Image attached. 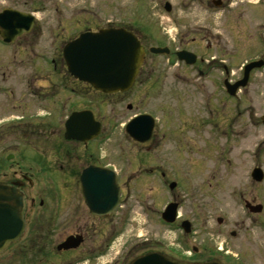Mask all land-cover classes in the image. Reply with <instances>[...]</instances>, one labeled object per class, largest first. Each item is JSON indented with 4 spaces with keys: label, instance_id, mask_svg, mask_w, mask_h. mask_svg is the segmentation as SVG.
Segmentation results:
<instances>
[{
    "label": "flooded vegetation",
    "instance_id": "1",
    "mask_svg": "<svg viewBox=\"0 0 264 264\" xmlns=\"http://www.w3.org/2000/svg\"><path fill=\"white\" fill-rule=\"evenodd\" d=\"M71 1L73 0H60V5H58H62V10L68 11L70 16L79 11L89 15L96 23V27L93 29L85 27L82 31L73 30L71 34L60 36L63 38L61 39L63 45L76 38L81 32L95 31L101 25L97 22L101 19L92 9L91 3L86 4L85 0H74L76 2L70 3ZM113 1L115 2V0L111 1L112 4ZM148 1L150 2V0ZM148 1L139 0L141 5L138 4V6L141 10L142 5L145 8V11H139L140 17H143L144 14L143 18L146 20L147 17H151L148 21L153 29L149 33L143 32L132 24L134 19L140 17H127L128 21L125 18L101 21L104 27H121L131 32L144 50L142 64L132 86L125 92H116L107 96L120 95L124 100L130 99L131 101L125 103L129 111L134 107V103L139 101L140 97L142 98V95L151 94L157 102V109L155 108L152 115V129L147 141H135L127 130L124 131L126 143H132L138 149L139 154H144V152L147 154L152 148H158V159L154 162H148V158L136 162L142 173L154 175L158 182L164 178V184L168 187L173 180L167 181L166 170L171 168L176 159L172 157V154L180 152L178 149L181 144H184L185 148L189 147L185 138L192 131L201 138L206 160L216 162L212 172L205 173L206 179L210 181L216 178V181L220 182L223 174L219 172L220 165L218 163L233 158L235 148L247 151V154L252 145L256 146L255 135L251 133L252 128H250L257 122L256 106L252 98L243 96L244 91L249 88L252 75L256 70H250L246 84L239 86L244 77L246 63L260 58L264 64V54L257 57L251 49L253 44L251 39H253V35L256 36V33L254 32L252 35L249 30H251L252 22L255 21L256 2H252L253 0H155L157 12L153 13ZM171 25L178 27V29H174V35L170 33ZM220 25L230 28L232 37L236 36L234 40L239 55L249 54L248 59L233 66L221 57L227 54L223 53V34L219 29ZM58 26H61V21ZM215 26L217 29H214ZM35 29L34 23L28 33H22L10 43L15 48L13 58L22 48L18 44V39L23 37L27 41L29 39H32L31 42L34 41L40 33V28L37 29V32ZM57 29L60 30L59 27ZM192 30L194 35L189 36L183 42L188 32L191 33ZM147 39L148 42L152 41L154 44L147 45L144 41ZM245 41L248 44H245ZM184 44L185 46H183ZM192 45H200V48H188ZM62 47L58 57L59 61L56 63L55 60H52L51 68L55 71L58 67L66 71V66L61 58ZM151 47L165 48V50L162 53H153L150 51ZM183 50L194 54V58H191L192 63L178 60V52ZM29 51L32 53L31 48ZM73 82L69 89L64 87V91L70 96L76 95L80 99L79 94H76L78 90L75 84L81 82L77 80H73ZM176 84L190 86L200 96L197 99V104H194V114L189 113L191 109L185 114L178 113V109L180 112L182 109L181 106L177 108L176 94L172 91ZM89 88L93 90L91 87ZM227 88L231 91L233 89L232 93H229ZM141 90H143L142 93ZM145 90L147 94L143 93ZM26 91L32 97V89L27 86ZM82 109L91 110L95 119L101 124L98 136L87 143L65 138V118L72 112ZM68 110L64 119L59 121L60 129H55L56 124L53 122V117L47 118V120L37 119L39 122L34 123L32 115H30L29 124L35 127L32 132L38 133L35 134L37 138L43 137V142L47 145L43 146L35 160V163L39 165L35 170L42 176L33 178L34 174L29 171H19L18 175H15L16 171H13V176L6 179L8 183L18 182L21 185L20 189L24 192L26 226L20 239L5 251L11 249V259H16L14 255H20V261L22 263L25 261V264H97L102 257L106 258L110 255L114 239L118 234L124 236L131 229L136 230L133 226L129 228L131 214L134 210L129 203H126L128 198L134 194L131 193L128 184L119 183V174L120 204L114 212L96 215L91 213L85 205L80 187L82 171L89 166L100 168L110 166L95 158L96 150L100 149L98 146L93 148L88 146V144L97 141L102 133V122L94 110L89 105L74 108L72 104ZM140 113L142 112H135L125 120V123ZM263 114L258 118L261 125L264 126L261 120ZM241 117L244 119L241 120ZM17 119H21V115ZM8 120L15 119H6V121ZM172 138L177 140L175 150L166 145ZM226 141L228 142L227 147H225ZM35 150H39L38 147ZM161 153L163 157H161ZM225 153L230 154L231 157L225 158ZM256 166L259 165L254 163L249 170L243 169L244 185L246 186L237 189V195L243 205L242 216L238 215L240 213L238 211H229L230 215L228 216L212 217L209 214L198 216L199 212L192 209L188 211V214H182L179 212L180 196L177 193L168 194L169 200L166 202L174 201L177 204L176 218L169 224L172 228V242L168 246L170 247L169 255L183 264H198L214 259H217L221 264H264V205L255 202V186L258 182L249 176L250 170ZM206 169L209 170L207 167ZM39 185L44 188L54 186L58 188V193L48 191L49 193L46 194L41 188H36L37 194L35 195H29L25 191L26 186ZM175 186L176 184L173 188H169V192H172ZM155 188L159 187H149L148 191L152 193L147 191L145 194V198L151 199L152 202H154V194H156ZM143 189L140 191V199L143 198ZM140 199L138 200L140 208H150L147 206L152 204V209L156 212V222L159 223L161 221L160 209H155L154 203L150 202L141 205ZM258 204L261 206V210L253 211L251 208ZM144 223L150 225V219L143 220ZM146 235L148 236L130 243L124 253V258L121 259L123 260L121 264L148 251H166V246H161V241L154 232ZM76 240L79 241L78 245L73 246ZM11 259L9 258V260ZM118 261L120 260L116 259L114 264H117ZM112 262L110 260L109 264Z\"/></svg>",
    "mask_w": 264,
    "mask_h": 264
},
{
    "label": "rangeland",
    "instance_id": "2",
    "mask_svg": "<svg viewBox=\"0 0 264 264\" xmlns=\"http://www.w3.org/2000/svg\"><path fill=\"white\" fill-rule=\"evenodd\" d=\"M111 1L85 0L86 4H92V9L96 11L101 19L97 21L101 23L98 27L104 26L102 22L107 19L125 18L128 21L127 17H140L139 11H145L143 5L142 10L139 8V0H115L113 4ZM74 2L76 1L73 0L70 3ZM70 3L69 5H71ZM58 4L60 5V0H0V10L4 6H9L25 12H32L36 18V32L40 28V33L34 41L31 42L32 39L27 41L23 37L18 39V44L22 48H20L15 58L12 57L15 48L0 40V121L3 119H15L0 123V180L11 178L13 171H16L15 175H18L19 171H29L34 174L33 178L42 176L35 170L39 167L35 160L43 146L47 145L43 142V137L37 138L36 135L38 133L32 132L35 127L29 124L30 115H32L34 123L39 122L37 119L47 120V118L53 117V122L56 124L54 126L55 129H60L61 123L59 121L68 114L70 104L74 108L89 105L102 122V133L97 141L88 144V146L91 148L98 146L100 149L96 150L95 158L118 172L119 183L129 185L128 188L134 194L126 201L134 210L131 214L129 228L131 226L136 228V230L131 229L134 231L130 230L127 235L118 234L114 239L110 255L106 258L102 257L97 264H109L110 260L114 264L116 259L120 260L117 264H121L123 262L121 259L124 258V253L130 243L148 236L146 234L150 232H154L158 236L161 246H166V252L170 251L168 246L172 242V228L163 221L156 222V212L152 209V204L147 206L150 208H140L138 200L140 199V191L143 188V198L140 199L141 205L149 202L154 203L155 209H160V211L163 210L167 203L166 201L169 200L168 194L177 193L181 199L179 212L182 214H188V211L192 209L199 212L198 216L202 214H209L212 217L228 216L230 215L229 211H238L240 212L238 215L242 216L243 205L237 195V189L246 186L244 185L243 169L247 168L249 170L256 163L261 167L264 175V126L261 125L258 118L264 113V68L253 73L250 86L243 93L245 98H252L256 106L257 122L255 125L250 126L252 128L251 133L255 135L256 146L252 145L247 154V151L235 148L233 158L230 154L225 153V158L231 157V159L228 161L225 159L218 163L220 165L219 172L223 174L221 176L222 180L217 182L215 178L208 181L205 173L207 171L212 172L216 162L214 160H206L205 148L200 136H196L194 132L190 131L185 141L189 146L188 148H191H185L184 144H181L178 150L182 153L172 154V157L176 158L175 162L170 169L166 170L167 177L165 176V178L167 181L173 180L176 182L173 191L169 192L167 185L164 184V178L158 182L154 175L142 173L140 166L137 167L136 165V162L143 161L145 158H148V162H154L158 159V148L155 147L153 149L151 147L152 150L147 152V154H145L146 152L139 154L138 149L132 143H126L122 127L125 120L135 112H148L153 115L157 109V102L151 94L142 95V98L140 97L139 101L137 100L134 103V107L129 111L125 103L131 101L130 99L124 100L120 95L105 96L91 90L82 83L78 84L77 82L75 84L78 90L76 94H79L80 99L78 96H70L64 91V87L69 89L71 84L74 83L73 79L63 69L58 67L56 71H53L50 66L51 58L56 59V63L59 61L58 56L63 45L61 41L63 38H60V36L71 34L73 30L82 31L85 27L93 29L96 27V23L82 11L70 16L68 15L69 12L67 10L68 13L64 12L62 5L59 6ZM149 5L151 12H157L155 0H150ZM256 8L255 21L252 22L251 30L249 31L252 32V35L254 32L256 33L257 37L253 35V39H251V42L253 41L251 49L254 55L259 56L260 53H264V41L258 38L260 33H262L264 39V2L260 6L256 5ZM144 15L143 17H145ZM152 16L154 17V15ZM143 17L134 19L132 24L143 32L149 33L153 29L148 21L151 17H147V20ZM60 21L61 26H58ZM176 28L178 29L177 26L171 25V35H174ZM215 28L217 29L216 26ZM219 29L223 34V53L227 54L221 57L233 66L248 59L249 54L239 55L237 44L234 40L236 36L232 37L230 28L220 25ZM193 32V30L191 33L188 32L183 42L189 36L194 35ZM144 41L147 45L154 44L152 41L148 42V39ZM30 43L32 44L29 46ZM244 43L248 44L247 41ZM19 45L17 47H20ZM23 47L28 50H23ZM189 47L199 49L200 45ZM30 48L32 53L29 51ZM231 54L234 56H229ZM232 69H235V67H232ZM177 81L179 82L178 79ZM27 86L32 89V97L27 94ZM53 91L55 92L54 94L51 93ZM172 91L176 94L177 108L181 106L182 109L181 112L178 109V113L185 114L191 109L189 113L194 114V104H197V99L200 98L195 89L187 85L176 84L175 89ZM143 93L147 94V91L145 90ZM20 115L21 119L16 120ZM243 119L241 117V120ZM172 139L166 145L173 147V150H175L177 148V140ZM227 146L228 142L226 141L225 147ZM36 147L39 150H35ZM80 154L82 155V152ZM11 157H13L12 163L11 160L8 162ZM161 157H163L162 153ZM152 186L159 187L155 188L154 202L145 198L148 188ZM36 188L44 189L43 192L46 194L50 191L55 194L58 193V188L54 186L52 188L50 186L44 188L41 185L26 186L25 191L29 195H35L37 194L35 192ZM255 188V202L263 203L264 205V177L261 182L256 183ZM148 218L150 219V225L143 224V220H148ZM11 252L12 250L10 249L0 255V264H25V261L23 263L20 261V255H14L16 259H11Z\"/></svg>",
    "mask_w": 264,
    "mask_h": 264
},
{
    "label": "water",
    "instance_id": "3",
    "mask_svg": "<svg viewBox=\"0 0 264 264\" xmlns=\"http://www.w3.org/2000/svg\"><path fill=\"white\" fill-rule=\"evenodd\" d=\"M34 17L14 9L6 8L0 13V36L5 42L13 41L22 32L32 27ZM152 52H162L165 48H151ZM63 57L68 72L75 78L89 83L95 89L112 93L127 90L133 83L143 57V49L130 32L121 28L99 29L97 32H85L68 42L63 48ZM179 59L192 62V53L181 51ZM260 62H251L246 66L244 79L248 71L260 66ZM264 122V116L262 117ZM153 119L148 114L134 117L126 125L130 137L138 142L147 141L152 129ZM66 138H75L83 142L94 138L100 125L90 111L72 113L65 123ZM253 178L262 179L260 169H255ZM170 184V188L174 187ZM18 182H0V253L22 234L24 194ZM82 198L89 211L96 215L110 214L119 204V188L116 174L109 168L89 166L80 175ZM176 203H169L162 212V219L172 222L175 218ZM256 205L253 211L260 210ZM78 240L73 246L78 245ZM127 264H183L168 255L158 252H146ZM198 264H221L214 259Z\"/></svg>",
    "mask_w": 264,
    "mask_h": 264
}]
</instances>
